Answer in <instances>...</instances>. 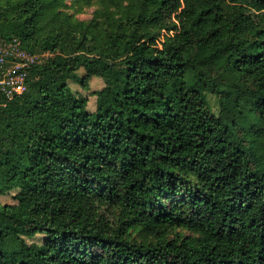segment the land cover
I'll return each mask as SVG.
<instances>
[{"label":"trees","instance_id":"1","mask_svg":"<svg viewBox=\"0 0 264 264\" xmlns=\"http://www.w3.org/2000/svg\"><path fill=\"white\" fill-rule=\"evenodd\" d=\"M104 1L0 0L50 54L0 105V264H264V0Z\"/></svg>","mask_w":264,"mask_h":264},{"label":"built area","instance_id":"2","mask_svg":"<svg viewBox=\"0 0 264 264\" xmlns=\"http://www.w3.org/2000/svg\"><path fill=\"white\" fill-rule=\"evenodd\" d=\"M49 53H36L21 40L0 41V105L26 91L28 69L41 64Z\"/></svg>","mask_w":264,"mask_h":264},{"label":"rangeland","instance_id":"3","mask_svg":"<svg viewBox=\"0 0 264 264\" xmlns=\"http://www.w3.org/2000/svg\"><path fill=\"white\" fill-rule=\"evenodd\" d=\"M63 2H64V6L60 10L64 13L71 15L75 20L84 23H89L92 20L96 19L98 17V12L104 11L106 6H110L108 1H104V0H63ZM160 40H162V37L160 38ZM25 46L34 52L33 48L30 45L25 44ZM48 56H50V54ZM83 73L84 72L81 70L79 71L78 74L83 75ZM90 74H91V78L89 79L88 91H83L78 85L73 83L69 84L71 89L78 94L80 93L88 97L94 91L100 90L103 87V81L94 67L90 68ZM89 99L90 101L87 105V110L89 112H92L95 109L94 107L95 100L94 97L91 96L89 97ZM210 102L214 106V110H215L216 109L215 101L213 97H210ZM15 193H16L15 191H12L5 196H1L0 205H5V204L12 205L15 208V212L19 215L21 213V210L17 208L16 201L13 200V196L15 195ZM109 216L112 221L116 222V216L114 212L109 214ZM175 233L185 234V232H182L181 230H175L173 235ZM43 237H44L43 235L38 234L31 238L30 237L25 238V240L28 244H32V243L40 244L43 241ZM131 238L135 241L142 240V237L139 235V233L135 231L131 232Z\"/></svg>","mask_w":264,"mask_h":264}]
</instances>
